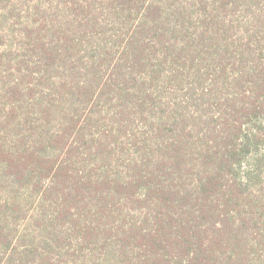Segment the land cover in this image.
<instances>
[{
	"label": "trees",
	"instance_id": "16d2710c",
	"mask_svg": "<svg viewBox=\"0 0 264 264\" xmlns=\"http://www.w3.org/2000/svg\"><path fill=\"white\" fill-rule=\"evenodd\" d=\"M0 264H264V0H0Z\"/></svg>",
	"mask_w": 264,
	"mask_h": 264
}]
</instances>
